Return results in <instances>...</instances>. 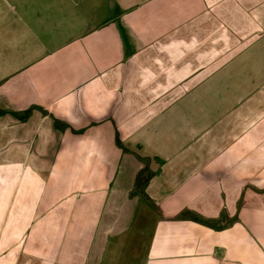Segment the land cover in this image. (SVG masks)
<instances>
[{"label":"crops","instance_id":"obj_1","mask_svg":"<svg viewBox=\"0 0 264 264\" xmlns=\"http://www.w3.org/2000/svg\"><path fill=\"white\" fill-rule=\"evenodd\" d=\"M0 108V264H264V0H0Z\"/></svg>","mask_w":264,"mask_h":264},{"label":"trees","instance_id":"obj_2","mask_svg":"<svg viewBox=\"0 0 264 264\" xmlns=\"http://www.w3.org/2000/svg\"><path fill=\"white\" fill-rule=\"evenodd\" d=\"M5 110H3L2 108H0V115L4 114ZM139 185H143L146 182V178H143V181L140 182V175L138 176V180H137Z\"/></svg>","mask_w":264,"mask_h":264}]
</instances>
